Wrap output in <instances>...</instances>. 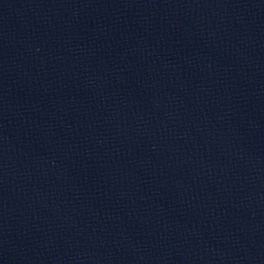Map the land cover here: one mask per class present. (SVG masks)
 <instances>
[{"label": "water", "instance_id": "95a60500", "mask_svg": "<svg viewBox=\"0 0 264 264\" xmlns=\"http://www.w3.org/2000/svg\"><path fill=\"white\" fill-rule=\"evenodd\" d=\"M0 264H264V0H0Z\"/></svg>", "mask_w": 264, "mask_h": 264}]
</instances>
